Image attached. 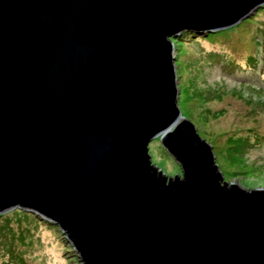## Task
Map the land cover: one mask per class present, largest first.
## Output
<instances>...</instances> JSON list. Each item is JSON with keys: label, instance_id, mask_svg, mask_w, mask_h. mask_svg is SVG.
I'll list each match as a JSON object with an SVG mask.
<instances>
[{"label": "water", "instance_id": "1", "mask_svg": "<svg viewBox=\"0 0 264 264\" xmlns=\"http://www.w3.org/2000/svg\"><path fill=\"white\" fill-rule=\"evenodd\" d=\"M264 0H0V214L71 264H264V188L222 180L178 106L171 36ZM161 145L181 173L151 162Z\"/></svg>", "mask_w": 264, "mask_h": 264}, {"label": "rangeland", "instance_id": "2", "mask_svg": "<svg viewBox=\"0 0 264 264\" xmlns=\"http://www.w3.org/2000/svg\"><path fill=\"white\" fill-rule=\"evenodd\" d=\"M197 34L170 38L181 113L211 144L222 180L264 188V144L254 142L264 134V4L232 26ZM148 152L166 175L181 173L159 137ZM23 211L0 214V264H71L53 228Z\"/></svg>", "mask_w": 264, "mask_h": 264}, {"label": "trees", "instance_id": "3", "mask_svg": "<svg viewBox=\"0 0 264 264\" xmlns=\"http://www.w3.org/2000/svg\"><path fill=\"white\" fill-rule=\"evenodd\" d=\"M194 35H198L197 32L194 31H182L178 36L175 37V41H180L181 38H192ZM256 61V59L254 58V60L252 61V64H254ZM237 67V69H240L239 66L235 65ZM261 81L264 83V78H261ZM262 92H264V89L261 88ZM254 142H258L259 144H264V134L260 135L256 138H254ZM23 215H27V212L23 211L22 212Z\"/></svg>", "mask_w": 264, "mask_h": 264}]
</instances>
